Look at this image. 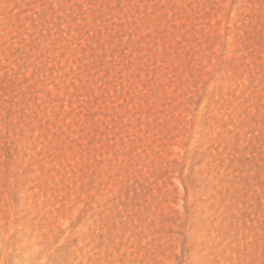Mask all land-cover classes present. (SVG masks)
I'll list each match as a JSON object with an SVG mask.
<instances>
[{
	"label": "rangeland",
	"instance_id": "374dc122",
	"mask_svg": "<svg viewBox=\"0 0 264 264\" xmlns=\"http://www.w3.org/2000/svg\"><path fill=\"white\" fill-rule=\"evenodd\" d=\"M0 264H264V0H0Z\"/></svg>",
	"mask_w": 264,
	"mask_h": 264
}]
</instances>
